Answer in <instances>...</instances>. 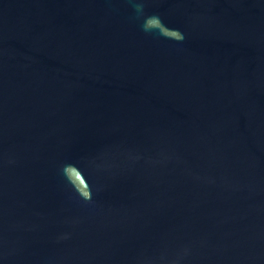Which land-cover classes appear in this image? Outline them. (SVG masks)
<instances>
[{
  "label": "water",
  "instance_id": "water-1",
  "mask_svg": "<svg viewBox=\"0 0 264 264\" xmlns=\"http://www.w3.org/2000/svg\"><path fill=\"white\" fill-rule=\"evenodd\" d=\"M0 264H264V0H0Z\"/></svg>",
  "mask_w": 264,
  "mask_h": 264
}]
</instances>
